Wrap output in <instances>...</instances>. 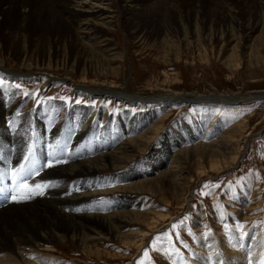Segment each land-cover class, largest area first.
I'll return each mask as SVG.
<instances>
[{"label": "rangeland", "instance_id": "374dc122", "mask_svg": "<svg viewBox=\"0 0 264 264\" xmlns=\"http://www.w3.org/2000/svg\"><path fill=\"white\" fill-rule=\"evenodd\" d=\"M71 2L0 1V119L9 114L15 124L5 126L26 132L16 136L29 146L26 155L43 150L45 166L48 159L76 164L71 184L64 175L48 178L51 185L70 184L63 197L91 196L92 204L78 203L70 213L98 231H106L94 222L100 214L124 217L123 236L130 238L106 234L86 247L65 232V240L42 241L31 255L4 247L0 256L9 264H210V258L231 264L264 258V0H143L135 8L109 0V10L117 9L113 26H89L85 36L77 32L83 16L68 13ZM104 40L110 41L106 47L99 43ZM214 93L259 97L238 103L163 100ZM56 120L64 121L59 129L52 127ZM12 137L7 134L5 171H14L7 163L16 157ZM48 138L57 139L53 155ZM126 148L130 152L123 154ZM37 157L22 181L39 169ZM81 158L101 169L88 170ZM36 179L33 189L44 187ZM6 203L0 206V237L37 222V216L9 215Z\"/></svg>", "mask_w": 264, "mask_h": 264}, {"label": "bare ground", "instance_id": "6f19581e", "mask_svg": "<svg viewBox=\"0 0 264 264\" xmlns=\"http://www.w3.org/2000/svg\"><path fill=\"white\" fill-rule=\"evenodd\" d=\"M1 1V0H0ZM34 1V0H26ZM98 2L93 3L92 0H72L71 3L68 4V13L69 14H75L77 18L83 16L82 19H80L79 27L77 32L82 34L83 36L88 35L90 32L88 31L89 26H99L105 29H109L113 26L112 20L114 19V13L117 12V9H111L109 10V0H95ZM139 1L143 0H123V3L120 4V6L125 5L128 8H135L139 5ZM177 7V6H176ZM194 8V6H193ZM195 20L194 25L192 26V29L197 33L201 29V22L199 20L200 17V10L195 7ZM106 11H111L113 15L108 14ZM260 14L262 15L259 19L261 25L260 31L264 33V6L260 10ZM181 18V16H180ZM258 25V24H257ZM246 26H249L246 25ZM182 28L185 32V39L187 40L188 37L186 36L188 34V28L186 25L182 22ZM234 30V26L231 27ZM212 25L209 26L208 34L212 35ZM232 30V31H233ZM250 33H248L249 35ZM245 40L252 39V36H246L244 37ZM247 40V41H248ZM106 43L104 46L109 45V40H104L99 43ZM242 47H245V43L243 42ZM1 48V47H0ZM107 53L110 56H113L115 54L111 53L114 51L113 48H108ZM104 64L107 65V68L109 67V61L104 62ZM5 62L0 58V68L4 69ZM6 84H9L6 83ZM9 92L12 94V90L10 89ZM100 92H103L104 94H109L111 91L109 90H100ZM120 95L122 98H126L130 101H136L144 100L142 97L134 96H122L121 93H115L113 92L112 95ZM194 98L195 100H189L186 99L185 96L182 94H176L169 97H163V100H165L166 103L169 101L175 99V100H181L182 102H190V101H200V102H213V101H222L226 103H238L244 100L253 99L259 97L258 95H250L245 98L242 97H230L227 95H218V94H211V95H197ZM161 98V97H160ZM173 98V99H172ZM159 99V98H158ZM152 98H147L145 101H150ZM11 119V120H10ZM54 121L52 122V127L57 126L58 129L63 126L64 121ZM4 123H10L13 125L15 124V120L9 116V114L6 116L5 119H0V206H2L5 201L6 203V209L9 215L16 217L17 214H21L24 217L27 216H37L38 220L37 222L31 223L29 227H25V232L18 230H10L7 232L6 235L0 237V252L2 251V248H15V251L17 253V256L22 255H31L35 253L37 249L40 247L38 246L39 243L42 241L51 243V241L55 238L59 240H65L64 233L65 232H71L72 233V240H77L78 242L84 244L86 247H90V242L97 243L98 240L102 239L103 237H106V234H114V237L118 238H125L129 239L130 237L123 236L122 228L125 227L126 223L123 222L125 219L123 217H117L113 220H106L102 218V215L100 214V217H95L94 222H98L102 228H105L106 231L103 230H96L93 228L90 224H87L85 222L86 218L83 216H80L78 214L70 213L69 210L71 207L77 206L78 203H82L84 205H89L91 203L90 195L86 194V197L79 200V198L75 197H67L62 196L64 192H67V189L69 185L75 181V168H77L76 164L69 166L71 163H67L62 161L63 165L59 166V160L56 159H48L46 161V166L44 159L48 155L43 150H40V152H34L32 155H26L27 154V143L22 142L20 138H17L16 136L26 133L25 131L20 132V128H16V131L14 129H11L10 127H6ZM24 130V129H22ZM26 130V129H25ZM84 128L82 129V131ZM12 134V139L10 142V145L12 146V151L15 154V160L14 163L7 162L9 165L10 163L14 166V171L9 170L5 171L4 164L6 162V158L4 157L5 148L7 145V134ZM76 136H80V134H77ZM142 137V136H141ZM140 138V137H139ZM138 138V139H139ZM35 140L41 142V138H35ZM137 140V139H135ZM48 141L51 145V148L54 151H51L49 153L54 154V152L59 148H55L54 144L57 142V139H50L48 138ZM29 144V143H28ZM56 145V144H55ZM130 152L129 149H124L123 154H128ZM51 155V154H50ZM38 156V157H37ZM4 157V158H3ZM37 157L39 162V169H37L34 174L28 178L27 180L23 179L21 180V176H29L31 174V171L33 170V160ZM13 160V159H12ZM44 162V163H43ZM79 162H83V158L79 160ZM79 163L78 166L81 164ZM44 164V167H43ZM8 165V166H9ZM82 166H86L88 170H100L101 167L97 166H90L86 163H82ZM67 166H69L67 168ZM12 167V166H9ZM13 172L14 174H11L10 172ZM40 173V176H39ZM58 174L64 175L68 177V181L70 184L61 185L60 182L54 183L51 185V182L48 181V178L56 177ZM39 176V177H38ZM38 177V178H37ZM37 178V179H36ZM35 179L37 182L42 183L44 187H41V189L36 188V190L33 189V186L36 185ZM46 182V183H45ZM31 183V184H30ZM18 187V190H20L16 193L15 189ZM31 188V189H30ZM10 194V198L7 201V194ZM76 194V193H75ZM49 196V197H48ZM17 197L19 198L20 203H14L13 200L18 201ZM19 202V201H18ZM54 209V211L52 210ZM127 222V221H126ZM128 223V222H127ZM1 224H0V230H1ZM148 229V228H147ZM144 230V229H143ZM14 231V232H13ZM78 231L81 232V234H78ZM142 233V232H141ZM142 233L143 239L146 236ZM139 235V234H137ZM131 238L133 239V235ZM86 249V248H85ZM90 249V248H89ZM251 255H256L253 251L250 252ZM258 258V255H256ZM9 260L7 257H1L0 256V264H6ZM210 264H214V260L212 258L209 259ZM220 261L216 264H219ZM9 264V263H8ZM231 264H264V258L262 257L261 260L252 259V261H237Z\"/></svg>", "mask_w": 264, "mask_h": 264}]
</instances>
